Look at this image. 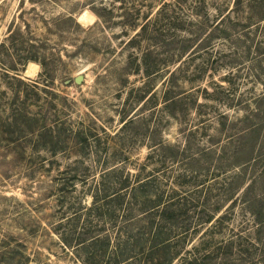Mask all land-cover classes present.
Returning a JSON list of instances; mask_svg holds the SVG:
<instances>
[{
	"label": "rangeland",
	"instance_id": "1",
	"mask_svg": "<svg viewBox=\"0 0 264 264\" xmlns=\"http://www.w3.org/2000/svg\"><path fill=\"white\" fill-rule=\"evenodd\" d=\"M138 252L264 264V0H0V264Z\"/></svg>",
	"mask_w": 264,
	"mask_h": 264
},
{
	"label": "trees",
	"instance_id": "2",
	"mask_svg": "<svg viewBox=\"0 0 264 264\" xmlns=\"http://www.w3.org/2000/svg\"><path fill=\"white\" fill-rule=\"evenodd\" d=\"M141 29H143V27L141 28ZM139 35V32L137 33H135L134 34V36L132 37V38H130L129 40H128V42L129 41H132L133 39H135V38H137V36ZM8 37H11V34H9V36ZM149 67V66H148ZM148 73V72H147ZM18 78V77H17ZM19 81H22V80H19ZM38 84H39V82H37L36 80H33L32 81V83H31V86L33 87V88H37V86H38ZM125 120V119H124ZM129 120H127L126 122H128ZM125 122V123H126ZM119 172H120V174H121V176H123V173H122V171L121 170H119ZM122 178V177H121ZM121 178H119V179H121ZM123 179V182H124V187H126L125 188V190H123V191H126V189H128V188H130L128 185H126V183L128 182V180H129V178H128V176H125L124 178H122ZM123 185V184H122ZM131 189H135V187H133L132 186V188ZM110 195H108V197H109ZM113 196H118V197H120V196H125L124 195V193H121L120 194V192H117L115 195H113ZM111 197V196H110ZM151 202H153V201H151ZM98 204H96L95 206H97ZM151 205H153V203L151 204ZM170 209H171V211H172V208H171V205L170 204H155V205H153V206H150V207H147L146 208V213L145 214H147L148 216H151L150 218L153 220V221H157V224L158 223H160V222H162V221H164L163 219H165V218H167V217H171L172 216V213H169V211H170ZM93 210H101V205L99 206V208L98 209H96L95 207L94 208H92L91 209V211H93ZM90 211V212H91ZM162 227L160 226V225H158V230L159 229H161ZM162 230V229H161ZM137 255H139V257H138V262H139V264H143L144 263V261H145V259L147 258V261L148 260H151V262H150V264H166V260L164 261L163 259H161L159 256H157V254H155V253H148V254H146L145 255V257H144V253L143 252H138V253H136ZM135 254V255H136ZM123 255H126V257L129 259V255H128V253H119L118 254V258H117V260H116V262L118 261V259L121 257V256H123ZM117 257V256H116ZM137 258V257H136ZM202 258V257H201ZM201 258L200 257H197V256H195V257H193V258H191L190 259V261L188 262V264H201L200 263V261H201Z\"/></svg>",
	"mask_w": 264,
	"mask_h": 264
},
{
	"label": "water",
	"instance_id": "3",
	"mask_svg": "<svg viewBox=\"0 0 264 264\" xmlns=\"http://www.w3.org/2000/svg\"><path fill=\"white\" fill-rule=\"evenodd\" d=\"M81 78H82V76H81V75H78V76L76 77V80L79 81Z\"/></svg>",
	"mask_w": 264,
	"mask_h": 264
}]
</instances>
